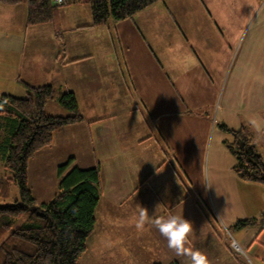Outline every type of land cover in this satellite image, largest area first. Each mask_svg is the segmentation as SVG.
Listing matches in <instances>:
<instances>
[{"label": "crops", "instance_id": "crops-1", "mask_svg": "<svg viewBox=\"0 0 264 264\" xmlns=\"http://www.w3.org/2000/svg\"><path fill=\"white\" fill-rule=\"evenodd\" d=\"M65 5L66 17L59 22V26L55 25L54 20L51 23L31 26L26 23V3L14 6L0 3V95L23 96L21 81L34 87L49 84L74 93L82 121L55 131L52 144L43 151H60L59 160L67 161L72 157V165L81 168L99 165L100 198L95 209V218L102 215V222L115 221L113 216L122 214L120 210L128 203L126 200H133V215L137 216L140 207L146 202L142 199H146L149 206H152L148 211L151 217H159L154 211L155 204H158L164 217L179 215L187 219L180 207L185 202L184 197L177 196L175 202H159L160 187L164 182L162 178L169 181L172 179L173 187L175 182L176 185H181L184 191L182 193H186L183 181L173 173L174 168L177 170L180 164L178 155L174 152L178 162L175 167L169 161L171 152L165 151L161 145L166 144L173 153L175 150L171 147L172 138H169L171 130L175 125L188 123L192 119L183 112L170 111L175 97L172 73L184 71L186 75L188 65L183 63L186 60L184 54L188 58L192 52L196 55L195 63L199 62L205 70L207 68L204 63L209 57L207 54L212 53L213 71H222L220 65H226L232 49L227 51V45L222 44L221 38L210 30L219 28L217 24H221L222 19L194 17L195 20L190 21L188 26L181 27L182 36L178 43L182 42V48L176 49L163 36L164 33L170 35L168 31L171 27L167 24L170 19L167 16L160 15L156 20L154 17L135 14L125 20L109 21L100 27H113V36L116 32L117 39L122 40L119 47L124 50L121 51V57H118L115 48L110 47V33L95 31L90 26L88 6L85 7L75 0H66ZM262 23L264 18L260 24ZM96 35L100 36L96 38ZM233 36L232 34L231 41ZM212 37L215 39L212 40ZM158 38L165 39V43L160 49H153L151 45L156 46ZM252 38L239 62L246 70L253 67L261 71L264 80V27L253 33ZM239 39L236 35L232 41L233 46ZM203 45L209 50L206 55ZM132 48L138 54L128 53L127 50ZM179 51H182V58L179 63H174V54ZM235 59L238 60V56ZM152 104L160 106L158 111L153 109ZM256 118L255 125L250 122L253 127L252 138L258 151L264 155V105L257 112ZM178 132L177 134H183L181 130ZM161 155L164 157L161 158ZM183 166L180 165V168ZM228 174L236 185V181L251 183L242 181L236 173ZM55 179L57 181L56 175ZM258 185L261 184L239 186H257L258 190L264 192V186ZM219 192L223 194L220 189ZM255 198L259 200L256 196ZM249 204L252 205L251 202ZM213 205L223 228H232L234 219L224 209L226 197L217 198ZM217 206L222 208V213L218 212ZM177 208L180 209L178 213L175 212ZM123 214L124 219L128 213ZM196 214L198 217L189 216L191 222L200 218L202 225L206 227V234H197L193 226L195 224L192 223L190 244L187 246L205 253L210 264H264V223L241 231L235 229L237 232L233 236L240 247L237 251L232 246L235 241L229 243L225 239L223 242L219 231V237L217 236L216 228L208 222L202 209L198 208ZM205 236L214 238L209 247L200 245L207 243ZM148 239V245L165 247L169 254L168 263L177 261L179 264H190L187 257H177L168 248L166 239L155 226L150 230Z\"/></svg>", "mask_w": 264, "mask_h": 264}, {"label": "rangeland", "instance_id": "rangeland-1", "mask_svg": "<svg viewBox=\"0 0 264 264\" xmlns=\"http://www.w3.org/2000/svg\"><path fill=\"white\" fill-rule=\"evenodd\" d=\"M165 1L154 3L151 5L152 7L138 12L137 16L140 14L142 17H154L155 19L160 17V15L169 17L170 22L168 21L167 24L171 27L168 31L170 35H166L162 31H159V33H164V38H167L175 49L182 48V42L178 43V39L181 40L182 36L181 27L183 25L188 26L190 21L195 20L193 19L194 17H219L222 19L221 24H217L219 28L210 30L221 38L222 44L225 43L227 45V51L230 48L232 49V53L226 65L223 66V63L220 65L221 69L223 68L222 71L215 73L212 69V53L207 54L209 50L204 48L203 45L202 48L206 49L205 55L209 56L207 62L204 63L206 70L199 62L195 63L196 55L192 52L188 58L184 54L186 60L183 63L186 66L188 65V70H185L187 72L186 75L184 71H174L172 73L174 75L173 89L175 97L170 111H180L192 118L188 123L175 125L171 130L172 134L169 136V138H172L171 147L175 150L173 153L175 152L178 155L180 161L177 170L174 168L173 173L175 177L178 176V179L183 181L186 193L183 194L182 192L184 191L181 185H176L175 182L173 187L172 179L169 181L162 178L164 182L161 183L159 202H175L177 196L180 198L184 197L183 202H185L180 207L188 220L191 221L189 216L195 215L198 217L196 210L200 208L211 221L208 222L216 228L218 237V231L221 232L223 242L226 239L229 243L235 241L239 245L233 236L237 231L233 228H228V230L223 228L217 210H214L213 201L225 196V212L234 219L235 223L237 220L258 217L264 212V192L258 190L257 186L254 188L239 186L241 184L252 186L253 184L257 185V183H242L239 181H236L238 182L237 185L232 183L228 173H235L233 169L235 159L227 148L231 143V136L224 132L220 126L226 125L234 130L245 126L253 131L250 122L252 125L256 124L254 120L257 119L256 114L264 105L262 72L253 67L246 70V68L241 67L239 62V59L247 51L246 49L253 39V33L264 27V23L260 24L262 18H264V0ZM84 6L87 7L86 4ZM66 7L67 5H63L55 8L56 15L53 20L56 26H59V22L65 19L66 13L64 10ZM207 20L209 19H205V21ZM107 28V26L94 27V30L110 33L112 37H109L110 47L115 48V53H118V57H121V51L124 48L120 49L119 46H121L122 40L117 39L116 32L113 36V27L108 28V30ZM119 33L123 34L122 32ZM103 34L100 35L103 36ZM232 34L234 35L232 41L236 35L240 37L234 46L231 41ZM100 35H96V38ZM165 39L161 40V38H158L156 46L151 45V47L160 49V46L164 45ZM213 39L215 38L212 37ZM193 47L197 49L195 45ZM127 51L128 53L138 54L135 48ZM115 53L113 52V55H116ZM181 53L182 51H179L174 54V63H179L182 58ZM236 56H238V60L235 59ZM208 61L210 64H208ZM217 69L219 70V66H217ZM209 75L211 78H209ZM53 106H57V108ZM152 107L155 111H158L160 106L157 107L156 104H152ZM46 109L52 114H65V111L56 103L54 104V102L48 103ZM179 130L183 134H177ZM4 136L5 133L2 128L0 129V142ZM161 145L165 151L171 152L172 156L171 154L169 155V161L176 167L178 162L175 160V153L173 154L166 144L161 143ZM211 145L212 150L210 151ZM41 151L35 153L27 165V185L39 202L47 201L52 197L57 184L55 179L56 168L66 161L59 160L60 151H50L48 153H45L47 151ZM163 157L161 155V158ZM182 164L184 166L181 169L180 165ZM8 176L9 174L0 158V179ZM218 188L223 194L219 192ZM166 192L168 198H166ZM232 196L234 197L231 199L227 198ZM237 197H242V199L238 200ZM15 200L19 201V190L17 186L11 185L9 196L5 199L0 198V204H12ZM142 200L146 201L143 207L147 208L148 211L151 210L152 206H149V201L146 199ZM126 202L128 203H125V207L120 210L122 214L114 215V218H112L118 222L112 220L111 223L108 221L102 222V215L95 218L94 229L87 238L86 250L80 256L78 264L168 263L167 256L169 254H167L163 245H148V235L154 226L149 223L146 225L145 231L138 232L131 223L133 217H135L131 205L133 200H126ZM154 211L159 217H164L158 204H155ZM179 211V208L175 210L176 213ZM218 212L222 213V208L218 207ZM123 213H128L124 219L122 217ZM192 223L195 224L193 226L197 234H206V227L202 225L200 218L195 221L192 220ZM199 235H196V237H199ZM205 238L207 243L203 242L200 245L209 247L214 238L209 236H205Z\"/></svg>", "mask_w": 264, "mask_h": 264}, {"label": "trees", "instance_id": "trees-1", "mask_svg": "<svg viewBox=\"0 0 264 264\" xmlns=\"http://www.w3.org/2000/svg\"><path fill=\"white\" fill-rule=\"evenodd\" d=\"M165 0H86L92 27L109 21L130 18L152 4ZM26 3L27 25L51 23L56 6L50 0H0L6 6ZM21 97L0 95V158L9 176L0 179V198L9 196L10 186H17L19 201L0 204V264H78L86 250V241L95 225V209L100 198L99 165L81 168L72 165L73 158L57 166L56 190L47 201H37L27 185V165L33 155L49 147L58 129L82 121L77 99L72 91L49 84L31 86L20 82ZM56 103L65 114L46 109ZM221 129L231 136L227 146L235 159L234 172L245 182L264 185V155L253 142L249 127ZM204 213V211H203ZM207 220V214H205ZM264 223V212L258 217L237 220L232 228L239 230ZM167 264H179L171 261Z\"/></svg>", "mask_w": 264, "mask_h": 264}, {"label": "clouds", "instance_id": "clouds-1", "mask_svg": "<svg viewBox=\"0 0 264 264\" xmlns=\"http://www.w3.org/2000/svg\"><path fill=\"white\" fill-rule=\"evenodd\" d=\"M131 223L138 232L145 231L146 225L149 223L155 226L161 236L166 239L168 248L173 250L177 257H187L190 264H210L205 253L187 246L190 244L192 222L185 219L184 216L151 217L147 208L140 207L137 216L133 217Z\"/></svg>", "mask_w": 264, "mask_h": 264}, {"label": "built area", "instance_id": "built-area-1", "mask_svg": "<svg viewBox=\"0 0 264 264\" xmlns=\"http://www.w3.org/2000/svg\"><path fill=\"white\" fill-rule=\"evenodd\" d=\"M51 1V3L53 4V5H56V6H60V5H62L64 2H65V0H50ZM80 2H84V1H86V0H79ZM232 246L237 250V251H239L240 250V247L236 244V243H232Z\"/></svg>", "mask_w": 264, "mask_h": 264}]
</instances>
